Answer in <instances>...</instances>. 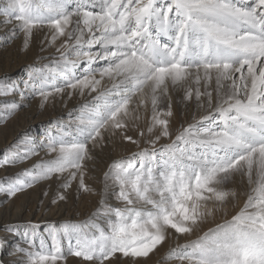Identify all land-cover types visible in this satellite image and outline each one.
<instances>
[{"label": "snow or ice", "instance_id": "6c2138e0", "mask_svg": "<svg viewBox=\"0 0 264 264\" xmlns=\"http://www.w3.org/2000/svg\"><path fill=\"white\" fill-rule=\"evenodd\" d=\"M0 18L12 25L5 40L24 34L22 50L36 30H48L49 46L61 41L48 63L29 66L23 88L0 78V96L21 97L0 103V124L26 97L41 108L65 92L90 97L42 138L25 130L0 150V169L45 153L0 177V194L55 177L100 196L88 220L49 226L50 248L41 238L34 250L39 226L26 225L16 264L64 260L61 234L70 255L93 264H139L172 240L161 264H264V0H0ZM193 102L205 114L172 138L173 105ZM117 140L138 150L107 164L97 193L89 165Z\"/></svg>", "mask_w": 264, "mask_h": 264}, {"label": "rangeland", "instance_id": "374dc122", "mask_svg": "<svg viewBox=\"0 0 264 264\" xmlns=\"http://www.w3.org/2000/svg\"><path fill=\"white\" fill-rule=\"evenodd\" d=\"M2 26V28L4 29V34H0V78L7 76L12 81H15L20 88H23V81L27 79L29 66L32 65L35 67H39L42 64L48 63L49 60L44 58L47 57L50 59L58 55L55 51V48L59 46V43L57 42L55 46H49L47 40L45 39L48 30H36L34 31L33 37L31 39L30 47L27 50H22L24 34L19 33L16 37L12 38L10 41H7L4 38L8 35V28L12 25ZM0 32H2V30H0ZM42 48L44 49V51H41ZM89 98L90 97L86 96L82 99L78 95H74L71 99H69L67 96V92H65L63 96L52 98L48 104L41 108L39 97H26L22 101V104L24 106L21 107L15 113V115L10 117L5 123L0 124V141H6L9 135H13L14 138L11 141V143H13L17 135L25 131V129H28V131H30L37 138H40L42 137L43 130L47 128L50 121L57 119H63L67 121L68 113ZM7 102H21L19 93L13 92L12 94L7 96H0V103ZM175 105L176 104L173 105L174 116L170 123L172 138L175 137L181 125L187 126L188 123L193 122L194 118L199 119V117L203 115L197 109H193L190 115V112L188 111L187 115V113L185 114V112H187L188 106L182 105L181 107L180 105ZM21 126H25V128H21L22 130L18 132L17 129H19ZM129 134L133 136L136 135L135 132H129ZM169 142L170 140L162 139L157 147H159L161 144ZM5 146L6 145H4V143L0 142V150H2ZM144 146L146 145L142 143L141 147ZM137 150L138 149L135 145L126 143L122 144L119 142V140L116 141L115 148L109 146L106 147L102 152L98 150L96 153L97 160L94 165H89V172L85 177V182L89 186L95 188L97 190V193H99L102 187L100 181L102 179L103 171L106 170L107 164L114 159L126 157ZM42 153L44 152L41 151L40 154ZM35 158L36 156L32 157L25 164L18 165L12 168L21 167L19 168L21 170L22 168L30 167L33 163L37 162L40 159ZM45 192H47V195H44ZM23 193H27V195L24 197L25 199L19 196ZM58 193L65 195L66 199L57 200V202L53 204L52 200L57 197ZM16 196L12 197L11 199H13L14 206L21 207L23 204V206L26 208L24 219L27 218V214H30L31 212L30 206H36V213H31L28 219L23 220V218H19L17 220V223L14 224L18 227L15 230L16 233L15 238L13 239V243L23 242V245H26V248H28V244L23 239V233L26 230L25 226L29 223L35 224L39 227L36 229L37 235L32 238L34 250H39L41 237L43 238L45 244L49 248L51 247L52 240L49 236V226H55L57 229H59L60 225L65 222L78 223L79 220H81V222L88 220L90 217H92V214L96 212L97 208L99 207L100 199V196L98 194L93 195L91 193L78 191L77 182L75 181L73 182L71 188L65 190L60 187V181H58L55 177L49 181L40 182L33 187L26 189L24 192L18 193ZM111 201L116 200L114 197H109V203ZM41 206H46L50 211L55 208L54 210L57 212L45 216L43 213L41 216H38ZM61 209L65 210L59 213L58 210ZM37 216L38 220H44V222L40 223L36 221ZM0 241L4 242V248L6 247L5 249H12L11 244H9V240L4 238L2 239L0 237ZM68 243V238L64 237L61 234L60 245L65 259L58 261L57 264H93V262L84 261L82 258L70 255L68 253ZM72 243L74 244L75 241L73 240ZM175 243H177V241ZM175 243L170 246H174ZM165 246L166 245L164 244L162 246L163 248L160 247L162 248V250L159 248L154 254L150 255V258L141 259L139 261V264H161V258L157 260L155 256L158 254V252L162 254L166 253L170 247L166 249ZM172 261L175 262V260ZM169 262L170 261H168L167 263ZM175 263L179 264L178 261ZM106 264H110V262H106ZM118 264H128V260L126 258H123L118 262Z\"/></svg>", "mask_w": 264, "mask_h": 264}, {"label": "bare ground", "instance_id": "6f19581e", "mask_svg": "<svg viewBox=\"0 0 264 264\" xmlns=\"http://www.w3.org/2000/svg\"><path fill=\"white\" fill-rule=\"evenodd\" d=\"M2 27L3 26L0 25V30H2V32H0L1 35L4 34L3 33L4 32V29ZM11 27H9L8 29H10ZM57 42L60 43L61 41H57ZM180 106L182 107V104ZM187 106H188V108H187L188 110H187V112H185V114L187 113V115H188V111L190 112L189 113V115H190L192 113L193 109H195V110L197 109L194 102L188 104ZM184 107H183V110H184ZM199 111L202 114H205L202 109L199 110ZM21 128H25V126H23V127L21 126L19 129H17V131L19 132L20 130H22ZM26 128H27V126H26ZM25 130L28 131V129H25ZM13 138H14L13 135H9L8 138L6 139V141L1 140L0 142L4 143V145H9L11 143V141L13 140ZM40 138H42V137H40ZM41 157H45V153H42L39 156H36L35 159H39ZM19 168H21V167H18V168H12V167L10 168V167H7V168L0 169V177H3L5 175H12L13 173H15L18 170H20ZM26 195H27V193H23V194H21L19 196H21V197L24 198ZM110 204L117 205L118 203L116 201H111ZM30 208H31V212H30V214H27V218H25V219H28L29 216L31 215V213H34L36 211V206H32V207L30 206ZM54 209H52L50 211V210H48V208L46 206H41L40 212L38 211L39 212V215L38 216H41L43 213H44V216H45V215H50V214H53V213L57 212ZM64 210L65 209H61V210H58V212L60 213V212H63ZM25 214H26V208L23 206V204H22L21 207H18V206L16 207V206H14L13 199H9L6 195L0 194V237L2 239L4 238V239L9 240L10 241L9 244H11V248H12V249H10V248L5 249L6 248L5 247L3 250H0V260L4 261L5 264H16V262L19 260L20 256L22 255L20 253H16L15 252L16 247L19 245L20 247L26 248V245H23V242H15V243H13V239L15 238V233L16 232L15 231H13V232L5 231L4 230V225H6V224H12V225H14L15 223H17V220L19 218H23V220H25L24 219V215ZM38 216L36 218V221H38L40 223L44 222V220L43 221L42 220H38ZM78 222H81V220H79ZM97 222L100 223L101 225H103V221L102 220H98ZM205 230H206V228H205ZM192 238H194V237H192ZM186 239H188V237H182L178 242L182 244V243H184L186 241ZM175 242H176L175 240H172V241H169V242L165 243V245H166L165 248L167 249V248L171 247L170 245H172ZM162 248H160V249L162 250ZM164 254L165 253L162 254V253L158 252V254L155 257L158 260V259L162 258L164 256ZM175 262H177V261H175ZM175 262L174 261H170L167 264H176Z\"/></svg>", "mask_w": 264, "mask_h": 264}]
</instances>
